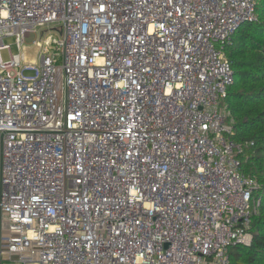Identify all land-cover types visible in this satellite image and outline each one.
Segmentation results:
<instances>
[{"label":"built area","instance_id":"obj_1","mask_svg":"<svg viewBox=\"0 0 264 264\" xmlns=\"http://www.w3.org/2000/svg\"><path fill=\"white\" fill-rule=\"evenodd\" d=\"M256 1L0 0V264H230L251 243L224 46Z\"/></svg>","mask_w":264,"mask_h":264},{"label":"trees","instance_id":"obj_2","mask_svg":"<svg viewBox=\"0 0 264 264\" xmlns=\"http://www.w3.org/2000/svg\"><path fill=\"white\" fill-rule=\"evenodd\" d=\"M255 13L256 20L241 24L224 46L234 73L225 99L230 139L242 146L241 170L257 182L253 196L261 199L249 229L251 243L232 246L230 264H264V0L256 1Z\"/></svg>","mask_w":264,"mask_h":264},{"label":"rangeland","instance_id":"obj_3","mask_svg":"<svg viewBox=\"0 0 264 264\" xmlns=\"http://www.w3.org/2000/svg\"><path fill=\"white\" fill-rule=\"evenodd\" d=\"M49 32L47 29L45 28H39V31L37 33H32L29 37L26 38V45L28 46V52H29V59H34L37 55L38 52V47L36 45L33 44V42L35 40H41L43 41L47 36H48ZM5 43L6 44H10L11 45V51L13 54H18L19 53V49L18 46L16 44V40L14 37H9L5 39ZM2 55L5 61H8L10 59V53L9 50H3L2 51ZM25 76H33L35 75V71H31V70H26L24 72ZM1 264H22V263H13L12 261L8 260V259H3Z\"/></svg>","mask_w":264,"mask_h":264}]
</instances>
